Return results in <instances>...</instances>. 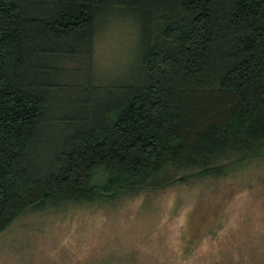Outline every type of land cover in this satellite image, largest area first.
<instances>
[{
	"label": "trees",
	"instance_id": "trees-1",
	"mask_svg": "<svg viewBox=\"0 0 264 264\" xmlns=\"http://www.w3.org/2000/svg\"><path fill=\"white\" fill-rule=\"evenodd\" d=\"M113 6L140 14L138 78L52 102L69 86L52 73L89 63ZM263 149L264 0H0V229L30 207L218 173Z\"/></svg>",
	"mask_w": 264,
	"mask_h": 264
},
{
	"label": "rangeland",
	"instance_id": "rangeland-1",
	"mask_svg": "<svg viewBox=\"0 0 264 264\" xmlns=\"http://www.w3.org/2000/svg\"><path fill=\"white\" fill-rule=\"evenodd\" d=\"M139 19L138 11L125 7L102 10L89 63L80 59L52 73L69 86L51 91V101L75 102L85 95L80 90L97 86L102 97L105 87L137 79L144 46ZM62 110L61 104L51 106L54 113ZM61 126L54 125L56 135L49 130L44 141L57 142ZM44 141L35 147L34 161L44 157ZM231 160L218 173L109 199H64L25 209L0 229V264H264V149ZM101 177L99 171L93 175Z\"/></svg>",
	"mask_w": 264,
	"mask_h": 264
}]
</instances>
